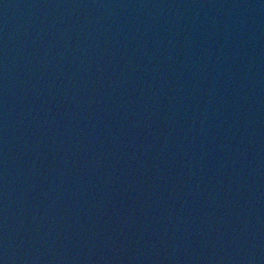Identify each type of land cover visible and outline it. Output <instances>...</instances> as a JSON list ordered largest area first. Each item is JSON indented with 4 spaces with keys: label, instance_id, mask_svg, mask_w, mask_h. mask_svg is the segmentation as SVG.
<instances>
[{
    "label": "water",
    "instance_id": "obj_1",
    "mask_svg": "<svg viewBox=\"0 0 264 264\" xmlns=\"http://www.w3.org/2000/svg\"><path fill=\"white\" fill-rule=\"evenodd\" d=\"M0 264H264V0H0Z\"/></svg>",
    "mask_w": 264,
    "mask_h": 264
}]
</instances>
